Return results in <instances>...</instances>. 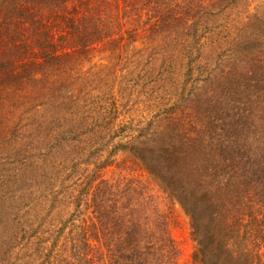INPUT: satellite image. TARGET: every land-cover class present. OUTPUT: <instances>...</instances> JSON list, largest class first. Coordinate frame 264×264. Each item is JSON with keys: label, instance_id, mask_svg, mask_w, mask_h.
Returning a JSON list of instances; mask_svg holds the SVG:
<instances>
[{"label": "trees", "instance_id": "trees-1", "mask_svg": "<svg viewBox=\"0 0 264 264\" xmlns=\"http://www.w3.org/2000/svg\"><path fill=\"white\" fill-rule=\"evenodd\" d=\"M242 1L0 0V260L31 243L51 196L53 223L34 238L52 250L30 252L35 263L187 264L178 202L196 220L190 264H264V45L246 33L264 17L214 39ZM195 70L205 84L188 92L181 75ZM139 78L157 84L159 130L130 148L137 163L103 158L118 117L100 102L105 81L124 92Z\"/></svg>", "mask_w": 264, "mask_h": 264}, {"label": "rangeland", "instance_id": "rangeland-1", "mask_svg": "<svg viewBox=\"0 0 264 264\" xmlns=\"http://www.w3.org/2000/svg\"><path fill=\"white\" fill-rule=\"evenodd\" d=\"M241 5H239L237 8V16L235 17L234 21L229 18V23H223L221 24L217 30L214 39L215 40H226V43L232 42L233 39H238L239 35H244L245 31H241V33L237 30L240 27L231 28L232 30H225V26L227 25H233L237 24L241 27L246 25L248 22V18H252L253 16H263L264 17V0H245L240 2ZM252 16V17H251ZM234 18V16H233ZM254 20L252 19L249 23V27L246 30V33L250 34L251 38L258 37L259 43L261 45H264V27L263 25H254L252 24ZM263 30V32H262ZM230 45L226 47V44L224 46V49L220 50V53H214L212 51L213 55V62L214 65L217 66H224L226 63V60H228L229 54L227 53V49H229ZM226 50V51H225ZM225 51V56L223 58V55H221L222 52ZM205 54L209 53V46L207 48H204ZM218 66V67H219ZM217 67V68H218ZM96 70H101L103 74H106L108 76H111V74L116 73L114 69H104V68H97ZM119 71V70H118ZM198 70H195L194 74L190 76L188 81L186 80V75H181L183 78V81H181V84L187 86L186 90L188 92H192V86L195 87L194 84H197V86L201 87L205 84L203 82L204 79L203 76L200 77V80H196L199 73ZM119 74H125L124 71H119ZM200 76V75H199ZM203 78V79H202ZM109 81V82H108ZM139 81L141 84H131L132 89L131 91L128 88V85L124 92L121 91L117 80H108L105 81L106 89L111 90L109 94H105V96H101L100 102L103 106L108 104L109 108L113 107V110L116 109L117 112V119L114 123V126L112 127V133H109V136L112 135L113 140L111 141L110 145L104 150L102 153L103 158H109L110 160H115L116 162H128L129 164L137 163L136 159L132 155L130 148H142L144 145L150 140V138L156 134V132L159 130V116L157 115L158 108L154 107L155 104V98L150 95L151 97H148L147 90L151 89L153 85H157L154 83H149L145 79H140ZM186 82V83H185ZM103 85V84H102ZM169 88V87H164ZM199 89V88H198ZM197 89V93L200 91ZM118 90V91H117ZM180 89L176 92V95L171 97V102L177 100L179 97ZM97 95V93H93ZM195 94L187 93L185 95V98L183 99L182 104L185 105L187 102L192 100L194 98ZM107 99H106V98ZM175 102V107L179 105V103ZM174 109V107H173ZM167 111V112H171ZM100 122L99 116H93L89 122L88 125L93 126L94 124H98ZM87 125V126H88ZM111 128V127H110ZM144 134V136H143ZM117 145L119 147L115 148ZM111 146V147H110ZM123 146V147H121ZM93 165H89L88 170L91 171L93 169ZM114 169V167H111L107 169L106 171H102L104 174H110L111 171ZM103 175V174H102ZM80 184L73 185L72 187L77 191L79 188H76ZM36 201H32V207L34 209L35 204H37ZM44 201L46 203V210L37 212V217L32 218L30 223V233L34 232V237L39 233H42L46 230L48 225L52 224L53 218V208L51 207V196H48L47 198H44ZM31 205V203H29ZM51 207V208H50ZM34 213V212H33ZM175 214H176V225H172L171 227V233L175 239V241L179 244L181 250H182V257H181V263H187L190 264L192 260V254L194 252L195 243L193 240V233L194 229L193 226L196 222L194 218L187 213V211L182 208V206L176 202L175 203ZM25 211H22L20 213V216H24ZM68 216H64L63 220L67 219ZM58 220V219H57ZM1 226V223H0ZM69 230V227H65L64 234H67ZM29 235V233H27ZM64 236V235H63ZM29 236H26L28 238ZM32 237L31 243H29L26 239L18 246L15 247L11 253L10 257L8 256L7 260H0V264H45L42 263V259H39L37 263L34 261H30L29 254L35 249H40L45 251L47 253L48 251L52 250L51 244L47 243L44 239H39V237L34 238ZM63 241V239H62ZM61 241V242H62ZM61 242H58V244H62Z\"/></svg>", "mask_w": 264, "mask_h": 264}]
</instances>
